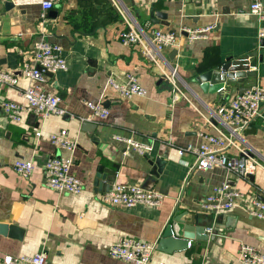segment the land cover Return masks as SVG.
I'll return each instance as SVG.
<instances>
[{"label":"crops","instance_id":"1","mask_svg":"<svg viewBox=\"0 0 264 264\" xmlns=\"http://www.w3.org/2000/svg\"><path fill=\"white\" fill-rule=\"evenodd\" d=\"M116 1L145 32L158 28L175 33L177 45L161 51L160 60L167 69L177 68L188 100L172 104L159 68L141 54L139 45L121 43L125 23L112 0H65L45 16L37 4L8 8L0 3V70L19 75L20 62L31 57L38 42L60 46L67 63L66 70L48 73L45 85L58 96L63 115L41 121L24 110L19 122L11 121L2 101L24 104L21 91L33 82L20 77L17 85L0 87V222L17 228L10 235L0 233V253L43 251L51 264H131L110 256L109 245L126 237L156 244L171 218L184 211L200 220L207 217L203 223L207 229L219 226L215 241L210 247L190 241L187 249L171 254L155 247L150 264H241L242 243L264 252V220L252 216L242 201L216 214L202 206L205 196L223 181L264 200V122L252 123L237 141L262 163L250 164L245 177L223 167L190 169L193 155L178 156L168 143L169 137L176 148L201 143L200 133L216 132L209 120L234 87H264V43L257 36L264 26V0L261 19L249 11L251 0ZM158 11L164 16L157 17ZM209 24L214 28L204 39L189 41L180 33L182 27ZM226 57H247L256 75L229 84L221 95L203 92L195 77ZM126 73L138 78L144 96L124 99L108 86L109 77L120 81ZM87 103H101L109 111L96 122L92 135L81 129L90 116ZM37 129L40 136L35 135ZM62 129L76 143L73 151L50 142L49 135ZM117 137L151 144L152 149L141 154ZM227 154L239 156L234 148ZM48 156L72 158L71 172L83 183L80 193H58L44 185L43 163ZM16 158L33 160L28 177L13 170ZM157 162L160 170L151 174L158 169ZM99 167L114 171L113 184L143 187L150 181L148 190L163 195L161 204L126 208L102 202L99 197L107 185H94Z\"/></svg>","mask_w":264,"mask_h":264},{"label":"built area","instance_id":"2","mask_svg":"<svg viewBox=\"0 0 264 264\" xmlns=\"http://www.w3.org/2000/svg\"><path fill=\"white\" fill-rule=\"evenodd\" d=\"M63 1L65 0H0V3L10 2L14 7L37 4L43 9L42 16H45L48 10ZM112 1L121 13L125 23V28L120 32L121 43L125 46L139 45L141 54L159 68L162 79L170 87L172 104L180 99L188 100L182 90L177 68L169 65L167 69L160 60L161 51L177 45L175 33L158 28L152 29L149 33L145 32L121 9L116 0ZM249 11L261 19V0H251ZM213 28L214 24L195 28L182 27L180 33H184L189 41H193L206 38ZM257 36L259 39H264V26L258 28ZM29 58L30 61H28ZM29 58L25 57L20 62L19 75H15L11 71L0 70V87L17 85L20 77H25L33 82L21 91L24 104L7 100L2 101L1 106L6 117L11 121L19 122L24 110L34 114L41 121L52 114L63 115L65 109L60 105L58 96L45 88L48 73L67 69V63L60 46L48 42H38ZM108 86L124 99L146 94L145 88L133 73H126L120 81L109 77ZM87 106L90 109L89 121H102L109 114L108 109L101 103H87ZM263 107L264 87L252 85L243 92L234 93L217 106L211 116L215 123L209 120L216 132L213 134L200 133L203 138L201 143L197 145L187 144L182 148H176L172 145V137H169L168 143L171 148L175 149L178 156L183 155L184 152L193 155L194 162L190 169L206 170L211 167H223L241 177H245L248 172L247 167L250 164L261 166L262 163L253 152H249L237 141H241L242 133L252 123L258 119L264 122V116L261 115ZM40 134V129H37L35 135L40 136ZM117 139L123 140L127 147H132L141 154L152 149L151 144L142 143L132 138L117 137ZM49 140L59 149L73 151L76 147V143L68 137L67 131L64 129L51 133ZM232 148L238 151L239 156H229L227 154ZM71 164V157H46L43 163L44 185L58 193H80L83 190V183L71 172ZM33 166L32 159L16 158L12 163L13 170L25 177L32 173ZM99 198L102 202L126 208L137 205L157 207L161 204L163 195L160 192L145 189L140 185L112 184L110 189L101 194ZM237 200L242 201L247 206L252 216L264 220V200L252 193L247 194L238 191L226 181L213 187L212 191L205 196L202 206L205 211L216 214L230 209ZM155 247V243L126 237L111 243L108 247V253L114 258L131 264H150ZM238 261L241 264H264V252L253 245L242 243L238 251ZM0 264L51 263L48 261L46 253L39 251L30 255L0 253ZM157 264L165 263L159 262Z\"/></svg>","mask_w":264,"mask_h":264},{"label":"water","instance_id":"3","mask_svg":"<svg viewBox=\"0 0 264 264\" xmlns=\"http://www.w3.org/2000/svg\"><path fill=\"white\" fill-rule=\"evenodd\" d=\"M5 5L8 8L13 7L10 2H6ZM155 15L157 17L164 16L163 13L159 11ZM261 43H264V39H262ZM251 66L252 64L247 57H239L236 59L226 57L225 61L221 64L199 73L195 77V81H197L203 92L217 93L221 95L224 88L229 84H236L247 77H254L256 75V71L252 70ZM234 88L232 89L233 93H231V95L236 92L240 93L249 89V87ZM211 120L215 123L213 118H211ZM96 128V122L84 120L81 129L92 135ZM249 129H251V126H248L245 129V132ZM92 137L94 138V136ZM157 168V170H152L151 174H156L157 171L159 172V162H157ZM114 177V171L99 167L98 172L95 174L94 185L100 187L102 184H105L107 185V189L105 190L108 191L110 186L114 183ZM147 182L143 185V188L149 189L151 188L149 185L150 181L148 183ZM187 213V211L178 212L171 218L156 243L157 250L171 254L173 252L187 249L190 241H197L198 245L201 242H206L207 247L211 246V244L215 241L218 232H220L219 226H214L212 230H208L207 226L203 225V223L208 222L207 217L204 216V218L200 220L196 214L193 213L187 215ZM16 230L17 228L14 225L0 222L1 234L10 235L15 233Z\"/></svg>","mask_w":264,"mask_h":264}]
</instances>
